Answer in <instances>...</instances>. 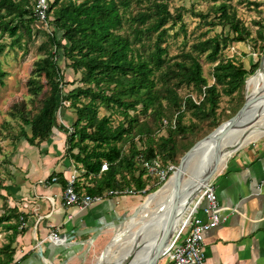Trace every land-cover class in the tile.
Wrapping results in <instances>:
<instances>
[{
	"label": "trees",
	"instance_id": "trees-1",
	"mask_svg": "<svg viewBox=\"0 0 264 264\" xmlns=\"http://www.w3.org/2000/svg\"><path fill=\"white\" fill-rule=\"evenodd\" d=\"M169 1L84 0L81 3L70 1L61 5L62 0H53L51 3V21L48 28L51 26L54 33L49 36V43L55 52L48 53L39 60L35 71L36 74L43 75L50 85V95L43 101L37 114L27 113L21 116L24 127L30 128L32 134L29 136L24 128L18 140L25 139L31 146L39 147L50 139L56 128L65 133L68 154L83 165L85 176L97 177V184L87 193L91 196L103 195L108 191H124L130 185V182L124 185L125 176L128 174L133 176L136 189H146L154 179L147 175L145 169H142L138 177H134V161L138 158L141 163L160 160L163 165H172L166 159V139H161L163 144L158 145L157 149L150 145L145 152L134 150L131 156L124 154V142L135 129L132 122L136 121H130V127L121 123L114 128L110 118L98 117L97 101L109 108H115L124 118L129 117V110H136L138 106L143 107L141 112L144 115L155 110L157 121L164 123L165 100L169 106L180 110L176 125L181 126L186 110L194 109L193 114L196 117L204 115L205 118H210L215 115L220 96L233 95L245 83L247 86V78L254 75L259 68L260 62L249 72L234 59L220 58L222 49L219 36L204 39L193 47L197 53L208 54L209 59L216 64L212 74L213 84L203 75L202 65L192 52L182 53L181 61L171 64V60L165 57L168 50L163 44L170 36V28L181 22L183 15H174ZM219 10L221 18L237 35L236 38H231V42H246L249 34L244 35L240 27L231 21L226 4H221ZM4 11H7V15L3 14ZM13 14H16L15 19H9ZM34 22L38 27L46 28L36 19L34 9H27L14 0H0L1 36L7 35L17 44L19 41L16 38L19 37L21 28L32 37L31 25ZM57 32L61 35L56 34ZM4 50L0 39V55ZM60 50L67 56L75 72L84 73V82L88 88L78 87L68 94L64 93V76L58 65ZM3 76L0 60V85ZM184 84L194 85L203 94L204 98L199 105L191 98L185 99V105L181 103L175 87ZM29 86L30 93L34 95H39L43 90V85L35 79L30 80ZM106 91L111 95L108 96ZM82 99H90V102L85 104ZM64 102H70V106L75 109L76 120L70 129L57 123L58 113L65 111ZM169 124L168 127L172 129L173 122ZM71 129L73 132H70ZM144 134L140 130L135 136L141 139ZM147 134L153 136L154 133ZM151 141L153 143L154 139ZM120 142H123L121 146ZM75 150L76 154L73 153ZM104 163L109 166L107 171H102ZM6 189L0 179V201L8 199L2 194ZM12 218L0 217V227L5 222H11ZM5 228L12 230L16 236L19 226L10 224L5 225ZM13 242L11 238L9 244L0 248V264L12 262Z\"/></svg>",
	"mask_w": 264,
	"mask_h": 264
},
{
	"label": "crops",
	"instance_id": "crops-1",
	"mask_svg": "<svg viewBox=\"0 0 264 264\" xmlns=\"http://www.w3.org/2000/svg\"><path fill=\"white\" fill-rule=\"evenodd\" d=\"M232 48L238 54L230 59L246 71L261 60L247 41L233 42L228 58ZM64 117L62 124L70 129L76 117L66 113ZM27 133L31 136L30 128ZM15 148L10 158L13 165L2 175L7 188L2 194L8 199L0 201L6 202L0 217H13L0 227V235L4 237L0 248L9 244L11 238L14 241L10 264H79L87 252L94 251L103 238L111 236L109 246L123 217L130 211V198H108L85 210L66 207L63 195L72 176L77 177L76 187L85 194L95 187L97 177L85 176L83 165L67 152V135L58 128L39 147L21 139ZM54 177L58 179L56 183H52ZM209 183L228 218L218 228L205 233V264H264V136L233 153ZM10 224L19 226L16 236L5 228ZM53 232L59 233V241L49 239ZM169 262L166 258L158 264ZM141 263H145L143 258Z\"/></svg>",
	"mask_w": 264,
	"mask_h": 264
},
{
	"label": "rangeland",
	"instance_id": "rangeland-1",
	"mask_svg": "<svg viewBox=\"0 0 264 264\" xmlns=\"http://www.w3.org/2000/svg\"><path fill=\"white\" fill-rule=\"evenodd\" d=\"M14 1L27 9H34L37 2V0ZM70 1L81 3L84 0H62L61 5ZM169 2L171 12L174 15L179 13L183 15V20L170 28V36L163 44V47L168 50V54L165 57L171 60V64L174 65L175 62L181 61L180 56L182 53L192 52L202 65L203 75L208 79L210 84L214 83L212 74L216 64L209 59L208 54L197 53L193 47L204 39L219 36L222 49L220 58L227 57L233 44L231 37L236 38L237 35L232 32L231 27L221 18L219 10L221 4H226L231 21H234V24L240 27L242 33L244 35L249 34L246 40L254 49L253 52L260 54L259 59H262L264 56V0H170ZM3 14L7 15V11H4ZM15 16L16 14H13L9 19H15ZM52 18H54L53 15ZM31 26L33 29L32 37L28 35L25 29L21 28L19 37L16 38L19 41L17 44H14L13 39H10L7 35H0L1 43L5 47L3 54L0 55L4 73L2 85H0V179H2V175H6L8 169L13 165L10 158L16 152L15 146L17 143H20L21 140H18V138L22 136L21 131L25 128L21 116L27 113H31L32 115L37 114L43 105V101L50 95V85H48L43 75H38L35 71L36 63L39 60L44 58L48 53L55 52V49L49 43V36L54 32H52L51 26L44 29L39 26L40 29L35 22ZM56 34L61 35L60 32ZM58 55V65L64 76L62 85L64 93L68 94L78 87L88 88L89 86L84 82V73L73 70L71 62L67 56H64L62 50L58 52ZM249 76L253 77H249L248 90L245 83L233 95L226 96L222 94L219 98L218 110L210 118H205L204 115L196 117L193 114L194 109L186 110L181 121V126L179 124L176 125L180 110L169 106L163 100L165 120L169 123L173 122L172 129L168 127L170 126L169 123L165 124V122L157 121L155 110H150L144 115L141 112L142 106H138L136 110H129V117L124 118L115 108H109L101 103V101H97V114L99 118H110L111 125L114 128L118 127L121 123H125L126 127H130V121H136L135 123L132 122L135 129L131 131L130 137L124 142V154L131 156L134 150L145 152L150 145L154 149H157L158 145L161 146L163 144L161 139H166L168 142L166 145V149L168 150L166 159L172 165L178 167L181 159L189 149L211 134L220 125L233 118L245 104L247 96L263 85L264 78L259 81L257 75ZM31 79H35L43 85V90L39 95L30 93L29 82ZM92 87L95 89L94 85ZM175 89L181 98V103H184V105L186 98H191L197 105L204 98L203 94L194 85L187 86L184 84L180 87H175ZM106 94L108 96L111 95L109 91H106ZM82 100L85 104L90 102V99ZM187 107H189L188 104ZM65 113L66 116L72 117L75 114V109L71 106L65 107L64 112L58 113V124L63 125ZM261 123L264 124V121L255 124ZM72 125L71 127H73ZM25 129L29 130L28 127ZM140 130L145 132L142 137L140 136L141 139L139 136H135ZM150 132L154 133L153 136H148L147 133ZM151 137L154 139L153 143L152 139H150ZM227 142L228 139L223 138L217 142L216 146L222 147ZM122 143L120 142L119 146ZM211 153H203L192 158L183 177V184L200 175L201 170L212 161L214 152ZM163 159L165 160V158ZM142 164L139 158L134 161V177H138L142 172ZM128 175L125 176L126 182H124V185L126 186L127 182H130V185H127L124 191H121L123 192L121 196L130 198L132 206L130 211L123 217L121 225L127 224L134 214L135 208L143 203L146 197L158 192L167 184H159L157 181L152 180L146 189L139 191L132 181L133 176ZM119 179L122 180L121 177ZM202 191L203 189L194 197V200H197L201 196ZM5 205V202H0V216L2 215V211L6 209ZM174 234L175 232L172 235ZM2 238L4 240V237L0 235L1 243H3ZM110 238L111 236L103 238L104 240L100 242L99 246L94 251L87 252L79 264H96L99 255L107 248L111 241ZM120 248L125 249L124 246Z\"/></svg>",
	"mask_w": 264,
	"mask_h": 264
},
{
	"label": "bare ground",
	"instance_id": "bare-ground-1",
	"mask_svg": "<svg viewBox=\"0 0 264 264\" xmlns=\"http://www.w3.org/2000/svg\"><path fill=\"white\" fill-rule=\"evenodd\" d=\"M257 78L259 81L264 78V70ZM246 89L248 90V84ZM257 95H264V83L248 96L252 98ZM260 121H264V99L252 105L230 129H227L226 124L211 139L204 141L194 152V157L214 152L212 160L218 158L219 168L246 143L264 136V124H255ZM223 138H227L228 142L222 147L216 146ZM211 170L207 164L199 176L190 179L186 184L182 182V195L178 202L176 174L173 175L162 189L146 197L144 202L135 208L127 224L124 223L117 228L112 243L103 251L100 258L98 257L96 263L142 264V258L143 262H146L172 221V234L177 233L188 221L197 201L194 197L211 181V177L207 178ZM122 246L125 249H121Z\"/></svg>",
	"mask_w": 264,
	"mask_h": 264
},
{
	"label": "built area",
	"instance_id": "built-area-1",
	"mask_svg": "<svg viewBox=\"0 0 264 264\" xmlns=\"http://www.w3.org/2000/svg\"><path fill=\"white\" fill-rule=\"evenodd\" d=\"M52 0H37L34 7V15L36 19L44 24L47 28L50 25ZM237 51L231 49L229 58L237 56ZM65 107H70V102H64ZM168 122L165 121V124ZM70 132H73L71 129ZM143 169L147 175L157 180L159 184L168 183L177 167L174 165H163L160 160L143 161ZM109 168L107 163L102 165V171ZM58 179L52 178V183H56ZM77 177L72 176L68 182L63 195V203L66 207H78L85 210L94 204L101 203L108 198L123 195V192L108 191L103 195L91 196L81 193L76 187ZM206 203V204H205ZM205 204V205H204ZM228 218L218 203V198L214 187L208 183L197 199L194 210L188 221L175 233L169 241L168 248L162 259L169 258L170 262L166 264H205L204 240L205 233L212 229L218 228ZM60 235L57 232L50 234L51 241H59Z\"/></svg>",
	"mask_w": 264,
	"mask_h": 264
},
{
	"label": "water",
	"instance_id": "water-1",
	"mask_svg": "<svg viewBox=\"0 0 264 264\" xmlns=\"http://www.w3.org/2000/svg\"><path fill=\"white\" fill-rule=\"evenodd\" d=\"M263 68H264V56L262 57L260 65H259V69L254 74V76H256L258 74V72L262 71ZM263 99H264V95H257V96L252 97V98L247 96L245 104L243 105V107L238 111V113L233 118H231L228 122L220 125L217 129H215L207 137H205L201 141L197 142L184 155V157L181 159V162H180L179 166L177 167V170L173 174V175L176 174V200H177V202L180 200L181 195H182L181 186H182V181H183V177H184L185 171L187 170L190 161L194 157V152L197 150V148L204 141L211 139L215 135V133L218 132L224 125L228 124L227 125V129L228 128L230 129L232 126L235 125V123L238 120H240V117L242 116L243 113H245L252 105L256 104L257 102H259V101H261ZM217 165H218V158L213 159L208 164V168H212V170L210 171V173H209L207 178H209V177H211V179L213 178L214 174L217 172V168H218ZM172 225H173V221L170 223L169 227L166 229V231H165L164 235L162 236L161 240L157 244L156 249L154 250V253L152 255H150V257L146 260V262L144 264H158L159 261L162 259L164 253L167 250L169 241H170V239L173 236L172 235Z\"/></svg>",
	"mask_w": 264,
	"mask_h": 264
}]
</instances>
